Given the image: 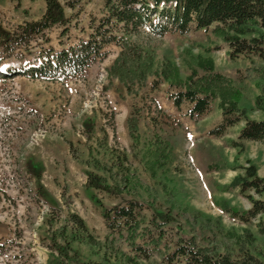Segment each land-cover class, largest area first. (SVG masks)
Wrapping results in <instances>:
<instances>
[{"label": "rangeland", "instance_id": "1", "mask_svg": "<svg viewBox=\"0 0 264 264\" xmlns=\"http://www.w3.org/2000/svg\"><path fill=\"white\" fill-rule=\"evenodd\" d=\"M102 6L103 0H82L74 10L67 8L66 14L73 16L69 39L55 26L47 32L48 45L58 49L59 40L74 42L83 36L81 29H86L90 17L100 15ZM44 10L45 0H0V28L10 31L24 21L38 20ZM212 28L161 38L142 34L136 39L152 52L158 71L170 62L182 80L194 72L193 79L215 93L208 110L193 118L189 105L172 103L170 96L178 90L163 79L150 76L147 84L136 83L129 90L110 79L106 69L119 54L114 45L106 48L104 59L65 81L12 74L48 46L41 39L11 58L0 48V264L98 262L99 255L87 244L64 241L63 230H72L67 216L77 214L90 234L103 240L104 210L132 199L144 204L147 216L167 222V240L194 237L200 245L229 251L241 261L247 253L254 259L263 256L264 235L258 233L257 219L240 224L215 202L224 199L240 212L250 208L246 196L255 198L252 192L241 195L236 188L220 192L243 175L246 160L264 177V142H244L240 152L230 144L245 118H264V99L255 105L262 95L259 84L264 86V62L256 56L230 58L228 46ZM254 29L249 26L247 39L264 34ZM208 59L213 70L206 68ZM235 92L238 104L226 116L240 120L225 128L221 137L209 135L224 120L222 110ZM128 120L136 121L133 133ZM167 144L170 160L155 167L156 155ZM119 161L122 167L112 166ZM88 174L114 190L88 189ZM122 178H128V187L120 192L116 185ZM185 205L218 219L221 227L185 215L180 209Z\"/></svg>", "mask_w": 264, "mask_h": 264}, {"label": "trees", "instance_id": "2", "mask_svg": "<svg viewBox=\"0 0 264 264\" xmlns=\"http://www.w3.org/2000/svg\"><path fill=\"white\" fill-rule=\"evenodd\" d=\"M81 1L62 3L60 0H45V10L40 19L24 21L10 31L0 28V48L3 53L8 58L14 57L16 51H28L31 43L38 39L48 45L47 32L55 26L61 29V37L67 36L69 39V24L73 16L66 14V9L74 10ZM211 26L213 33L228 46L230 58L256 56L264 62V34L249 39L245 37L250 31L249 26L255 28L254 31H264V0H103L100 15L90 17L86 29H81L83 36L74 42L59 40L58 49L51 45L40 48L26 66L21 70H13L12 74L26 75L32 79L65 81L81 75L92 62L104 59L106 48L114 45L119 48V54L106 69L110 79L114 77L128 90L136 83L140 86L147 84L150 76L154 80L155 77L163 79L170 87L178 90L170 96L172 103L176 107L189 105V116L193 118L208 110L215 93L210 87L196 82L193 79L194 72L182 80L178 68L170 62L166 66L168 68L158 71L152 52L144 49L136 39L142 34L161 38L166 34H185L191 29L207 30ZM205 62L206 68L213 70L211 60ZM259 89L262 95L256 97V106H260L264 99V86L259 84ZM237 95L235 92L234 99L223 108L224 120L210 130L209 135L221 137L225 128L240 120L238 116H226L236 109ZM128 130L130 133L136 130V121L128 120ZM244 142H264V118H245L236 140L230 141V144L240 152ZM166 146L167 149L161 148L156 155L155 167H163L170 160L171 147L168 144ZM69 148L73 156L78 158L71 144ZM122 164L119 161L112 166L122 167ZM242 170L243 175L235 176L229 186H223L220 192L230 188L238 189L241 195L252 192L255 198L252 195L246 196L250 208L240 212L224 199L216 200L215 205L240 224L246 225L257 219L258 233L264 235V177L257 175V168L250 160H246ZM127 181L128 178H122L121 185H116L120 192L127 189ZM86 187L104 192L114 190L106 186L102 178L91 174L87 176ZM180 209L185 215L213 221L216 227H221L218 219L187 205ZM67 219L72 230L69 233L63 230L64 241H78L93 249L99 255V261L90 264H255L256 261L264 264V254L254 259L247 253V258L241 261L234 259L229 251L223 252L216 246L200 245L194 237L184 239L178 236L174 240H167L164 230L167 222L153 214L147 216L144 204L136 199L104 210L102 219L106 235L103 240L93 237L85 221L77 214H69Z\"/></svg>", "mask_w": 264, "mask_h": 264}]
</instances>
